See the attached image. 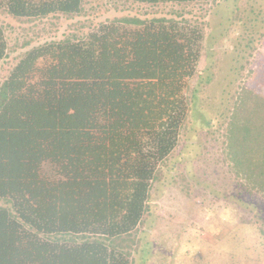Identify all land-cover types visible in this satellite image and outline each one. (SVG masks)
Returning a JSON list of instances; mask_svg holds the SVG:
<instances>
[{"label": "trees", "instance_id": "16d2710c", "mask_svg": "<svg viewBox=\"0 0 264 264\" xmlns=\"http://www.w3.org/2000/svg\"><path fill=\"white\" fill-rule=\"evenodd\" d=\"M85 1L0 0V11L29 23L73 19ZM178 17L119 16L82 36L22 44L0 83V264H134L153 190L211 80L190 91L206 33ZM17 49L0 26V66ZM222 130L229 172L264 201V96L240 88Z\"/></svg>", "mask_w": 264, "mask_h": 264}, {"label": "rangeland", "instance_id": "374dc122", "mask_svg": "<svg viewBox=\"0 0 264 264\" xmlns=\"http://www.w3.org/2000/svg\"><path fill=\"white\" fill-rule=\"evenodd\" d=\"M86 1L84 14L73 19L29 23L0 11V26L18 48L1 64L0 83L26 50L21 47L26 41L33 47L82 36L101 22L126 15L180 19L183 14L204 24L206 38L190 91L200 76L211 80L195 96L193 130L153 190L154 202L136 233L134 264H264V201L243 193L229 172L222 130L240 88L264 96V0H216L189 7ZM0 206H5L3 200Z\"/></svg>", "mask_w": 264, "mask_h": 264}]
</instances>
